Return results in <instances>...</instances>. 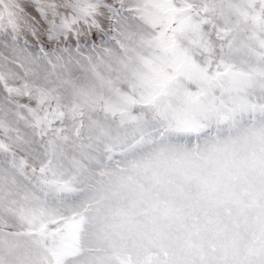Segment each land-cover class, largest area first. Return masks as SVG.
<instances>
[{
  "label": "snow or ice",
  "instance_id": "1",
  "mask_svg": "<svg viewBox=\"0 0 264 264\" xmlns=\"http://www.w3.org/2000/svg\"><path fill=\"white\" fill-rule=\"evenodd\" d=\"M0 264H264V0H0Z\"/></svg>",
  "mask_w": 264,
  "mask_h": 264
}]
</instances>
